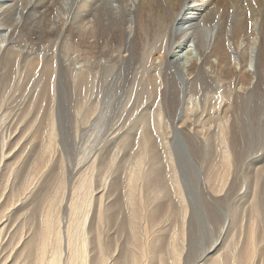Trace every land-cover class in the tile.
<instances>
[{
	"label": "bare ground",
	"instance_id": "6f19581e",
	"mask_svg": "<svg viewBox=\"0 0 264 264\" xmlns=\"http://www.w3.org/2000/svg\"><path fill=\"white\" fill-rule=\"evenodd\" d=\"M160 34H162L164 38L162 40H157L159 51L156 56H151L148 59L147 70L150 71L153 81V76H157L159 82L165 85L166 82L179 78L184 85V99H188V102L184 101L186 113L178 123V127L181 128L182 131L175 130L173 136L177 137V139H181L180 136L182 134L185 152L183 154H185V158L188 160H191L193 157V152L197 153V150L200 151L208 147L206 155L210 152L208 156L210 162L213 163L215 160V164H219L221 169H224V172L219 178V188H206V196L207 194L210 196L212 193L211 196L218 197L219 194L232 189V183L231 185L229 184L231 178L228 177L232 167L242 158L238 157V154L239 151L246 146V143L242 141L245 128H250L252 130L249 118L242 110L244 99L254 94L259 85L264 81V0H0V66L3 64L5 66L7 65V59L11 53L25 56L33 51V48L26 44H18L20 42L25 43V40L23 41L24 38H27L28 41L35 40L37 43H42L47 41L51 35L60 37L58 42L55 39L53 42H57L56 44L62 46H69L70 48L82 47V42L78 41L82 37H84L85 43L93 39L94 52H100V44H103L104 47L111 44L116 50L115 58L118 62L133 63L140 49L139 43L136 42V40L146 38L152 39ZM74 38H77L76 42ZM244 42L246 47L243 45ZM242 48H244L243 51L241 50ZM63 59H66V57ZM65 61L67 67H73L72 72L75 78H79L80 74L83 73L87 76L96 78L103 73V71H100V73L97 74L96 69L99 67L105 68V65L101 64L102 60L97 61L93 59L90 60L92 63L90 64L88 62L89 59H86L84 62L88 63L84 64V62L76 61L74 57ZM74 65L76 66L74 67ZM160 69H163V78H160ZM225 79L232 81L227 87V90H224L226 94L221 95V90L217 92L219 95H217V93H209L204 100V104L215 107V102L218 105L224 102L226 103L225 107L227 109H233V113L231 115L225 112L222 114L219 113V115L216 113L215 117L218 120L217 124L215 123L216 120L213 119L214 117L205 119L204 123L210 124L208 127L189 121L191 116H188L187 113L196 105V100L201 102L199 93L201 92L200 85L206 84L209 81L221 83ZM52 86L53 84L51 85V89ZM164 95L171 96L169 94ZM163 100L165 105L164 110H166V108L169 109L171 103L174 102L172 98H163ZM236 109L239 110V115H236ZM11 110V108L3 107V105L0 104V112L8 111L10 113ZM157 111L160 112V109L158 108ZM6 114L0 117V127L4 125L2 120L5 118ZM202 115L203 114H201V116ZM61 119H63L62 116ZM247 120L248 124H246ZM99 123L100 121L98 124ZM75 125L76 128L79 126L77 123H75ZM5 128L7 129V127ZM59 129L58 119H53V117L48 118V128L45 132L47 136H44L45 140L42 142V146H40L37 162L29 170L27 178L19 187V196L23 197L18 198L22 201V206L26 203L30 204V202L36 200L38 197V199L41 198L40 200L43 204V207H41L43 210L41 209V218L39 219L40 225L35 228V232L32 231V233H34L33 235H28L27 232L24 233V231L21 230V233L19 232L21 236L16 241L13 240L11 234L7 232V222L2 224L0 226V264H118L116 259L110 262L111 259L109 260V256H107V253L109 254L108 242L106 243V240H103L105 237L103 235L104 232L102 233L104 228L107 227L103 228L102 226L104 223L97 224L96 222V227L95 225V228L92 227L95 215L98 214L99 217L97 222L99 221L102 223L104 220L103 217L105 216H103V214L106 213L105 211H107V215L110 214V211L107 210L109 204L107 205V202H105V198H107L106 189L102 187L100 192L99 190L98 192L96 191L99 183H97V181L94 182V174H92L95 170L94 162L97 161L98 154L100 153L98 152L95 154L96 150L99 148H97L96 145L99 143L95 142L93 147L86 146L84 152H86V150H94L88 152L85 156L89 163L83 169L78 183H76V185L74 184L73 192L71 198L67 201V205L62 204L64 203L66 185H69L66 184L69 183L66 182V173L61 170L62 174L56 176V182L49 190L46 186L48 179L43 182L45 176L39 177V172L43 171V167L46 163L43 164V156L47 158V152H49L48 159L52 160L54 159V155L56 156L57 154L55 148L58 141ZM208 131L219 132V142L218 145L215 146V153L210 151L211 149L209 150L210 145H208L207 141L209 140L211 132ZM198 132H200V134L203 133L202 137H199ZM3 135L6 136V134ZM161 135L165 139L163 142L164 151L162 153H164L163 156L167 159L166 166L169 168L167 177L169 176L168 178L170 179L168 181L171 180V188L173 187L172 189L176 194V196H174L175 201L178 199L176 201L177 205H173L174 207L172 206L170 209L171 213H169L168 208L164 205L166 202L162 203V201H160L162 196L168 195L169 193L165 185L166 183H164V177L162 176V168H164V166H162L159 161L160 154L154 147L149 132H146V136L137 144L135 149V152L138 153L137 159L126 163L125 181L128 187L123 190L127 189L124 192L126 193L127 199L125 201V207L127 206L126 209L129 215L128 228L130 237L127 238V235V239L124 240L126 242L124 243L127 247H131L129 251L131 250L133 252H131L130 257H127L125 264L152 263L151 253L155 252L152 246H156L155 241L158 240L159 242L160 234H155L151 228L157 223L160 225L158 228H161L162 225L160 222L167 223L168 217L170 218L171 216H173V219L175 218L174 222H176L177 225L180 224L179 227L174 226L177 227L175 230L177 232L179 231L177 241L175 240V242L172 238V242H170L168 259L171 264H181L183 252H185L184 248L187 246V225L189 224L188 218L190 217L191 203L189 204L188 202V194L190 193L187 192L186 185L189 179L187 175L185 176L184 168H182V166L185 167L186 162L179 161V155L176 153L177 150L173 148V139L169 137L171 131L167 126ZM94 136H98V134H91L88 142L94 140ZM9 137L10 135L7 136L8 140H10ZM187 138L190 139L188 140ZM1 139H3V137ZM61 139L60 142L63 140ZM1 141L3 143V148L9 144L7 140L3 139ZM204 141L207 142V146L205 145L203 147L201 143ZM106 143L104 142V144ZM62 145L64 144L62 143ZM8 150H10L9 147ZM3 151L4 150H2L1 153H4ZM92 152L94 153L92 154ZM213 154L215 156H210ZM4 155L9 156V154ZM116 157V154L111 156L109 160L111 167L116 162ZM6 159H8V157H6ZM52 162L53 161H51V163ZM48 164L50 165V162ZM47 165L45 166L47 167ZM55 166L53 167L55 168ZM262 166H264V164ZM200 167L201 166L198 165V168ZM55 169L53 174H56ZM257 170H264V167L261 168L259 165L255 167V171H253L254 174L252 173V181L248 183L242 180L238 187L240 188L242 184H246L247 192H245V195H251L252 213L255 216L256 222L259 224L258 229H260L256 231L259 236L262 230V239H260L263 244L264 190L261 188L262 180L259 174L255 173ZM69 172H71V169H69ZM123 173L125 174V172ZM49 174H51V172ZM109 176V174L103 175L102 178L106 180ZM205 180L207 185L211 183L213 174H208ZM111 184L113 183L111 182ZM242 191L244 192V189ZM98 193L100 195H98ZM12 195L17 194L15 192L12 193ZM163 200L165 201L166 199L164 198ZM171 200L172 199H170V202ZM208 200L209 198L206 199V201ZM211 200L208 202L211 203ZM159 202L162 204H159ZM153 203L156 204L153 206ZM215 203H217V201ZM114 206H116V204H114ZM111 207L113 209V206ZM111 207L109 210H111ZM66 210L69 211L70 217L64 221L65 217H63V212ZM97 211L98 213L96 214ZM63 224L66 225H64V230ZM139 224H146L147 227L143 226V228H140ZM122 226L125 227L123 224ZM155 227L154 229H157ZM120 228L119 230L122 229ZM138 228L140 229L138 230ZM125 229L127 230V228ZM64 232L65 247L63 246ZM152 233L153 236L156 235L158 239L156 237V239L150 238ZM116 237L117 235L114 234V238ZM136 237L140 240L139 242H137V240L136 243H133ZM163 237L164 235L162 238ZM250 240H252V237ZM222 243L224 244V242ZM195 244L197 245V243ZM157 245L159 244L157 243ZM163 246L165 248V245ZM218 247L220 246L217 244L216 246H212L208 253L204 255V258H209V260H211V255L209 257L208 255L210 253L213 255ZM225 248L227 247H224V249ZM248 248H250L249 244L244 248H238L236 245L234 247L232 246V252L230 251L231 253L228 259L225 260L229 261L231 264H246L245 259L247 257ZM224 249L222 250L223 252H225ZM118 250L119 249H117V251ZM164 252L165 251H163V253ZM204 252L205 251H203V253ZM223 254L225 255V253ZM218 255H220V253ZM227 255L222 256L227 257ZM20 256L27 258H25V261H20ZM204 258L203 260H205ZM217 258H219V256ZM220 259L221 256L216 260ZM159 260H161V257H159ZM188 261H190L189 258ZM213 264H216V262Z\"/></svg>",
	"mask_w": 264,
	"mask_h": 264
},
{
	"label": "rangeland",
	"instance_id": "374dc122",
	"mask_svg": "<svg viewBox=\"0 0 264 264\" xmlns=\"http://www.w3.org/2000/svg\"><path fill=\"white\" fill-rule=\"evenodd\" d=\"M163 38L164 36L160 34L152 39L146 38L136 40V42L139 43L140 49L133 63L118 62L115 58L116 50L111 44L105 47L103 44H100V52H94L93 39L85 43V39L82 37L78 40L82 42V47L70 48L69 46L56 44L60 40V37L54 35H51L47 41L42 43H37L35 40L28 41L27 38H24L23 41L25 40V43L20 42L18 44H26L33 48V51L26 54V57L24 55L11 53L8 56L7 65L5 66L3 64L0 66V104H2L3 107L12 109L10 113L8 111L0 112V117L9 113L6 114L5 118L2 120L4 125L0 127V141L3 139L9 141L7 146L11 150H8L7 146L3 148V143L1 141L0 226L7 222V232L11 234L13 240L17 241V239L20 238L21 230L24 231V233L27 232L28 235H33L34 233H32V231L35 232V228L40 225L39 219L41 218V212L43 210L41 198L38 199V197L36 200L30 202V204L26 203L22 206L23 203L19 198L23 196H19V187L27 178L29 170L37 162L40 146H42V142L45 140L44 136L48 128V118L53 117V119H58L60 126L57 137L58 141L55 148L57 154L56 156L54 155V159L52 160L48 159L49 152H47V158L43 156V164L46 162L45 165H47L50 162V165L48 164L47 167L44 165L43 171H45H40L39 177L45 176L43 182L48 179L46 186L49 190L56 182V176L62 174L61 170L64 171L66 173V179L68 180H66V182H69L66 184L69 185H66L64 203L62 204L67 205V201L71 198L74 184L76 185V183H78L83 169L89 163L85 156L88 152L94 150H86V152H84L86 146L93 147L95 142L99 143L96 145V147L99 148L96 150L95 154L98 152L100 153L98 154L97 161L94 162L95 170L92 174H94V182L97 181V183H99L96 191L98 192L99 190L100 192L102 187L106 189L107 198H104L106 199V204H109L107 210L110 211L111 215H107V211H105L106 213L103 212L105 213L103 214V216L105 215L103 217L104 220L100 223L99 221L97 222V219H99L97 211V215H95L94 218L95 220L93 219L92 227L95 228L97 224H105V226L103 224L102 227L107 228H104L102 233L104 232L103 235L105 237L103 240H106V243L108 242L109 254L107 253V256H109V260L111 259L110 262L116 259L118 264H125V260L127 257H130L131 252H133L131 250L129 251L131 247H127L124 243L126 242L124 240L130 237L128 228L129 215L126 209L127 206L125 207V201L127 199L126 193L124 192L127 189L123 190L128 187L125 181L126 163L137 159L138 153L135 152V149L137 144L146 136V132H149L153 145L160 154L159 161L162 166H164V168H162V176L164 177V183H166L165 185L169 193L168 195L162 196L163 198L161 197L160 201H162V203L166 202L164 205L168 208L169 213H171L170 209L172 206L177 205L176 201L178 199L175 201L174 196H176V194L172 189L173 187L171 188V180L168 181L170 179L168 178L169 176L167 177V173H169V168L166 166L167 159H165L163 156L164 153H162L164 151L163 142L165 139L161 133L167 126L171 131L169 137L173 139V148L177 150V152H175L179 155V161L186 162L185 167L181 166L184 168L185 176L187 175L189 179L186 185L187 192L190 193L188 194V202L189 204L191 203L190 208L192 212L190 211V217H187L189 221V224H187L190 225H187L188 242L185 247L186 249L184 248L185 252H183L181 264H188V262L189 264H213L214 262H216V264H231L225 259H228L232 252V246L234 247L236 245L238 248H244L248 244L250 248H248L247 251V257L245 259L246 264H264V243L262 244L261 240L262 230L261 232L259 231L260 233L258 236L257 231L260 229H258L259 224L256 222L255 216L252 213L251 195H245V192H247L246 184H242L240 188L238 187L242 180L248 183L252 181V173L254 174L253 171H255V167L258 165L261 168L264 167L262 166L264 164V81L259 85L254 94L244 99L242 110L247 114L252 130L250 128H245L244 130V138L242 141L246 143V146L239 151L238 157L242 158L232 167L228 177L231 178L229 184L231 185L232 183L233 185L231 187L232 189L228 190L230 193L225 191L219 194L218 197L211 196V193L210 196L212 198L208 194L206 196V188H219V178L223 174L224 169L222 170L219 164H215V160L213 163L210 162V158L208 157L210 152L206 155L208 147L200 151L197 150V153L193 152V157L191 160L189 159V161L185 158V154H183L185 152L182 134L180 136L181 139H177V137L173 136L175 130L182 131V129L178 127V123L186 113L184 101L188 102V99H184V85L179 78L168 81L163 85L162 82H159L157 76L152 75L154 77L153 81L150 71L147 70L148 59L151 56H156L159 51L157 40H162ZM54 39L57 42H53ZM74 39L76 42L77 38ZM243 45L246 47L245 42ZM241 50L243 51L244 48ZM65 57L66 59H63ZM74 57L78 62H84L86 59H89L88 62L90 64H92L90 60H102L101 64L105 65V68L99 67L96 69V72L99 74L100 71H103V73L96 78L87 76L85 73L80 74L79 78L73 77V67H67L65 65V60ZM88 62H84V64ZM75 66L76 65H74V67ZM159 74L161 75L160 78H163V69H160ZM230 83H232L231 80L225 79L221 83L209 81L206 84L200 85L201 92L199 93L201 102L196 100V105L187 113L188 116H191L189 121L208 127L210 124L204 123V120L214 117L213 119L216 120L215 123L217 124L218 120L215 117L216 113L219 115V113L222 114L225 112L231 115L233 109H227L225 107L226 103L224 102L220 105L215 102V107L204 104V100L209 93H217L221 90V95L226 94L224 90H227ZM52 84L53 86L51 89ZM163 93L171 96L164 95ZM217 95L219 94L217 93ZM163 98H172L174 100L169 109L166 108V110H164L165 105ZM158 108L160 112L157 111ZM235 112L236 115L240 113L238 109H236ZM201 114L203 115L201 116ZM61 116L63 119H61ZM99 121L100 123L98 124ZM75 123L79 125L77 128ZM246 124H248V120ZM5 127H7V129ZM208 132H211L209 140L207 141L208 145H210L209 150L211 149L210 151L215 153V146L218 145L219 142V132ZM96 133L98 136H94V140L88 142L90 135ZM3 134H6V136ZM8 134L10 135V140L7 139V136H9ZM202 134L203 133L200 134V132H198L199 137H202ZM2 137L3 139H1ZM60 139L62 140L61 142ZM187 139L189 140L190 138ZM104 142L107 143L104 144ZM207 142L204 141L201 143L203 147L205 145L207 146ZM11 143L14 144L12 145ZM62 143L64 145H62ZM1 149L4 150V153H1ZM93 153L94 152H92V154ZM4 154H9L10 157ZM114 154L117 155V160L111 167L109 160ZM210 156L215 155L213 154ZM6 157H8V159H6ZM51 161L53 162L51 163ZM198 165L201 167L198 168ZM53 166H55L56 169ZM54 169L56 174H53ZM69 169H71V172H69ZM50 172L51 174H49ZM123 172H125V174ZM211 173L213 174V180L207 185L205 179L207 175ZM255 173L259 174L262 180L261 188L264 190V170H257ZM107 174L110 176L106 180L102 178L103 175L105 176ZM111 182L113 184H111ZM15 192L17 195H12V193ZM98 195L100 194L98 193ZM164 198L166 199L165 201L163 200ZM208 198L209 200L212 199L211 203L208 202L209 200L206 201ZM170 199H172L171 202ZM216 201L217 203H215ZM162 203L159 202V204ZM114 204H116V206H114ZM155 204L153 203V206ZM109 206H113V209L111 207V210H109ZM63 214V217L66 218H64V221H66L67 218L70 217V213L66 210ZM167 220V223L160 222L162 225L161 228H158L160 227L159 223L155 225L156 227L154 226L158 230L154 229V227L151 228L155 234L159 233L161 235H159V242L158 240H154L156 246H152L155 252L151 253V264H171L168 259L170 242H172V240L177 241L179 231L177 232L175 228L179 227L180 224L177 225V223L174 222L175 218L173 219V216L170 218L168 217ZM95 222L97 224H95ZM122 224L125 227H123ZM64 225L65 224H63V230L66 226ZM143 226L147 227L146 224H139L140 228H143ZM120 227L124 229L122 228V230ZM119 228L121 230H119ZM125 228H127V230ZM140 228H138V230ZM162 232L165 233L163 234ZM63 234L64 237L65 232ZM114 234L117 235L116 238H114ZM162 234L164 235L163 238ZM155 237L158 239V237L156 235L153 236L152 233L150 238L156 239ZM251 237L252 240H250ZM64 240L65 237L63 239V246L65 247ZM139 240L140 239L136 237L133 243H136V241L139 242ZM156 242L159 245H157ZM160 242L164 243L162 244ZM222 242H224L225 245ZM195 243H197V245ZM216 244L220 247L216 248L217 252L215 250L213 255L212 253L208 255V257L211 255V260H209V258H204V255L208 253L209 249L212 246H216ZM163 245H165V248ZM223 246L227 248L224 249ZM117 249L119 250L117 251ZM223 249L225 252L222 251ZM163 251L165 252L163 253ZM203 251L205 252L203 253ZM218 252L220 255H218ZM223 253H225V255ZM222 255H227V257H223ZM218 256L219 258L221 256L220 260H216L219 259L217 258ZM159 257H161V260H159ZM25 258L27 257L22 256L20 261H25ZM188 258L190 261H188ZM203 258L205 260H203Z\"/></svg>",
	"mask_w": 264,
	"mask_h": 264
}]
</instances>
